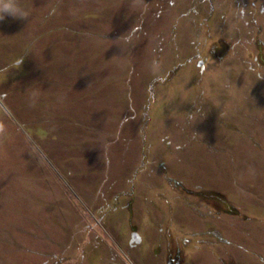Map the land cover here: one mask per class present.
Instances as JSON below:
<instances>
[{
	"label": "rangeland",
	"instance_id": "rangeland-1",
	"mask_svg": "<svg viewBox=\"0 0 264 264\" xmlns=\"http://www.w3.org/2000/svg\"><path fill=\"white\" fill-rule=\"evenodd\" d=\"M25 2L0 264H264V0Z\"/></svg>",
	"mask_w": 264,
	"mask_h": 264
},
{
	"label": "clouds",
	"instance_id": "clouds-1",
	"mask_svg": "<svg viewBox=\"0 0 264 264\" xmlns=\"http://www.w3.org/2000/svg\"><path fill=\"white\" fill-rule=\"evenodd\" d=\"M32 10L25 0H0V23L6 19L15 20H29ZM199 109H197V112ZM187 119L189 121L196 120V113L189 114Z\"/></svg>",
	"mask_w": 264,
	"mask_h": 264
}]
</instances>
